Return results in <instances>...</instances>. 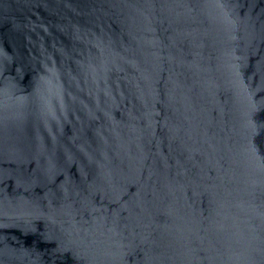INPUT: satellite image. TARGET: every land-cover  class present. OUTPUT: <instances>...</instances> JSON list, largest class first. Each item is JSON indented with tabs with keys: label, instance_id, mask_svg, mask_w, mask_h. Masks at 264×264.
Masks as SVG:
<instances>
[{
	"label": "water",
	"instance_id": "obj_1",
	"mask_svg": "<svg viewBox=\"0 0 264 264\" xmlns=\"http://www.w3.org/2000/svg\"><path fill=\"white\" fill-rule=\"evenodd\" d=\"M0 264H264V0H0Z\"/></svg>",
	"mask_w": 264,
	"mask_h": 264
}]
</instances>
